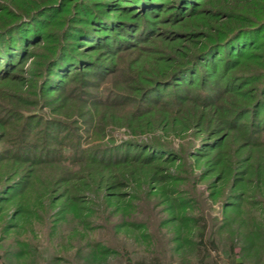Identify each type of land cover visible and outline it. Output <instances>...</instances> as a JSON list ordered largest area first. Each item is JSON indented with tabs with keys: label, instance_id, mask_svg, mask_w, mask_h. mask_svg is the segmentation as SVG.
<instances>
[{
	"label": "trees",
	"instance_id": "obj_1",
	"mask_svg": "<svg viewBox=\"0 0 264 264\" xmlns=\"http://www.w3.org/2000/svg\"><path fill=\"white\" fill-rule=\"evenodd\" d=\"M0 90L1 231L34 214L20 198L49 167L46 211L63 200L76 217L74 198L94 189L119 203L112 190L137 176L165 198L163 224L198 237L203 260L213 233L194 211L200 177L224 221L258 208L243 240L263 239L264 0H0ZM88 113L93 136L110 122L151 135L84 146L71 117Z\"/></svg>",
	"mask_w": 264,
	"mask_h": 264
},
{
	"label": "rangeland",
	"instance_id": "obj_2",
	"mask_svg": "<svg viewBox=\"0 0 264 264\" xmlns=\"http://www.w3.org/2000/svg\"><path fill=\"white\" fill-rule=\"evenodd\" d=\"M29 64L30 61L26 63L27 66ZM32 99L34 97L31 96ZM36 106L30 105L28 108L36 109ZM49 108H42L46 116H61L59 111H51ZM89 114L71 117L77 121L82 134L81 144L84 146L93 141L98 144L109 141L118 143L130 137L142 139L151 135L149 132L134 133L127 127L112 125L110 122L103 134L100 132L102 137L93 136L94 126L91 124L95 118L94 114ZM114 114L118 115V112ZM82 119H86V122ZM167 140L175 145L180 142L177 138L168 137ZM50 169L47 167L37 171L34 183L31 182L30 189L20 198L28 212L34 214L24 220L17 218L15 230L0 229V264H139L140 260L148 264L151 259L158 264H264V237L257 240L253 247L247 246L248 241L243 240L244 233L251 226H259L261 223L258 218L259 209H245L241 212V220L229 217L224 221L219 203L209 198L205 179L199 177L195 185L194 191L199 195L198 198L202 188L205 189L201 193L204 200L199 201V207H194V211L202 214L203 220H207L206 231L213 233V241L210 242L212 244L206 242L205 236L209 255L199 260L197 251L191 246L192 241H197L198 237L187 234L185 227L176 232V225H179L177 220L163 224L164 219L172 217L171 210L167 211L166 200L159 195L156 184L147 187L138 183L137 176H132L129 184L128 180L127 185L112 190L121 195L119 203L108 202L102 190L83 191L76 200L74 198L73 202L78 204L77 216L74 217L73 211H64L67 206H63V200L57 202V205H61L59 209L56 206L51 207L50 211L44 209L46 205L40 182L48 177ZM80 172L78 169L76 176ZM179 175L185 177L183 173ZM65 188L64 183H61L52 191L51 197H57ZM112 191L107 192L108 195L112 196ZM167 193H173L170 187H167ZM168 194V197L176 196ZM39 197L43 202H38ZM11 206L7 205L5 211ZM124 207L129 211L126 217V223L129 224L122 225L119 218ZM179 214L176 213V217H180ZM137 221L144 225L143 229L136 227ZM242 245L247 248L240 249Z\"/></svg>",
	"mask_w": 264,
	"mask_h": 264
}]
</instances>
